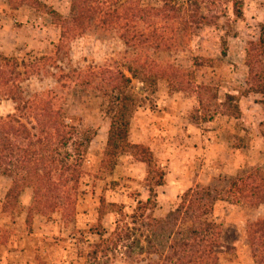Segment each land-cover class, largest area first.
<instances>
[{"label":"rangeland","instance_id":"rangeland-1","mask_svg":"<svg viewBox=\"0 0 264 264\" xmlns=\"http://www.w3.org/2000/svg\"><path fill=\"white\" fill-rule=\"evenodd\" d=\"M36 1L35 4L13 9L7 0H0V10L5 14L8 28L20 32L19 29L25 27L26 30L19 34L22 39L28 40L5 57L15 58L18 63L26 65L35 63L41 56L53 57L65 73L82 71L80 76L73 75L64 81L62 87V83L58 84L54 78L57 70L47 67L46 72L29 76L20 87L26 99L41 91L53 90L66 114L84 128L91 129L95 135L86 154L73 215L66 221L58 212L33 215L29 228L26 214L33 200L32 189L23 190L15 208L4 209L2 205L11 179L0 173V264H145L144 257L135 251L131 257L122 254V246L112 252V248L108 247L106 257L100 254L96 260L88 257L93 246L100 242L94 232L102 229L106 238L113 231L119 212L130 216L138 202L145 204L147 200L153 203L147 206L151 208L149 212L155 218H163L166 214L157 216L160 211L174 210L182 195L196 187H210L221 194L222 201L215 204L210 215V219L221 229L218 264H255L252 258L255 245L248 237V230L252 224L264 222V204L256 206L252 201L231 204L232 193L226 191L232 181L241 177L256 178L264 188V95L241 96L247 90L245 50L249 42H256L259 37L260 25L264 23V0H176L173 4L179 7H186L185 3L192 1L187 10H194L195 1L202 14L216 18L209 25L198 28L190 25L188 39L184 43L179 41L175 49L155 55L144 54L147 60L162 65L172 64L184 76L179 79L178 91L169 88L163 79L151 87L139 69L137 77L131 79L129 90L136 100L129 141L148 148L154 162L164 172L163 162L142 142L162 140L156 144V150L166 147L163 141L168 138L167 135L183 143L185 138L177 131L172 135V130L184 127L186 119L188 123L184 128L193 132L198 130L196 140L200 145L205 133H211L216 144L214 158L210 159L204 148L196 151L197 163L211 167L210 178L205 184L194 181L176 196L170 193L162 196L155 189V197L150 196L147 189V167L137 162L131 153L120 155L111 174L104 171L101 162L109 119L105 115L104 98L95 86L105 70H118L130 77L126 68L138 67L134 61L136 52L124 46L117 30H103L95 26L81 36H73L58 52L60 26L55 16L68 18L71 0ZM132 1L143 8H160L163 5V0ZM234 1L240 2V19L233 15ZM27 25H30L28 29ZM12 36L4 37L3 44L7 49L17 42ZM222 50H225V56L221 55ZM18 69L23 70L22 67ZM89 81L88 86L86 83ZM200 86H210L215 91L218 98L216 104L223 102L226 94L238 96L240 117L234 119L220 114L221 107L215 111L217 114L214 113L215 102L212 101L208 108L209 115L212 114L211 121L191 123L188 115L198 107V90L195 87ZM208 97L204 95L209 101ZM8 115H15V104L0 97V118ZM195 146L197 148V144ZM230 154L234 156L233 162L230 161ZM151 176L152 173L149 178ZM194 177H197L196 174ZM102 200L115 207H106L107 213L98 227L97 216ZM263 231L259 233L261 239L258 245L261 247H257L259 264H264Z\"/></svg>","mask_w":264,"mask_h":264},{"label":"trees","instance_id":"trees-1","mask_svg":"<svg viewBox=\"0 0 264 264\" xmlns=\"http://www.w3.org/2000/svg\"><path fill=\"white\" fill-rule=\"evenodd\" d=\"M7 1L13 9L37 3L36 0ZM175 1L163 0L160 8H143L132 0H71L70 16L66 19L55 16L60 26L58 52L65 48L69 39L85 34L92 26L117 30L124 46L136 52L134 61L138 67L126 68L130 77L118 70H105L95 86L104 98L105 115L109 119L101 162L104 171L111 174L120 155L131 153L137 162L147 167L145 180L149 195L153 197L156 195L155 189L164 183V170L154 162L148 148L129 141L130 121L136 108V100L129 92L131 79L137 77L140 69L151 87L163 79L169 88L179 89L183 72L172 64L162 65L147 60L144 54L169 52L177 47L179 41L184 43L188 39L190 25L198 28L209 25L216 18L202 14L195 1L194 10H187L192 1H187L186 7L173 4ZM239 4V1L232 3L236 19L242 17ZM221 55L225 56V50ZM56 62V58L41 56L35 63L26 65L18 63L15 58L0 55V97L15 104V115L0 118V173L11 179L2 207L15 208L23 190L31 188L33 200L26 214L29 228L33 215L58 212L64 221L73 215L86 154L95 135L91 129L84 128L66 114L53 90L41 91L28 99L23 97L20 84L31 75L46 72L47 67L57 70L54 78L58 84L62 83V87L63 82L71 76L83 74L80 70L65 73ZM245 66L247 90L241 96H263L264 23L260 25L257 41L247 45ZM9 67L12 68L7 69ZM19 67L23 70L20 71ZM86 85L89 86L90 81ZM195 89L198 90V107L188 115L191 123L211 121L212 114L209 115L208 108L212 101L215 102L214 113L217 114L215 111L221 107L220 114L234 119L240 117L238 96L226 94L223 102L216 104L217 94L210 86ZM204 95L209 96V101ZM262 139L264 143V132ZM253 179L241 177L230 183L226 193H232L231 204L239 201H252L256 206L264 204V188L256 178ZM219 201H222L220 191L196 187L185 192L178 206L163 218H155L149 212L151 208L147 206L153 205L151 200L145 204L138 202L132 215L118 213L119 219L106 238L102 229H96L94 234L100 242L93 246L88 257L93 260L99 254L106 257L108 247L112 248V252L122 246V254L131 257L135 251L144 257L145 264H218L221 229L210 219V215ZM107 206L115 207L103 200L100 202L98 227L107 213ZM251 227L248 237L256 250L252 252V258L255 264H259L257 247H261L258 241L261 239L260 231L264 230V222L254 223Z\"/></svg>","mask_w":264,"mask_h":264},{"label":"crops","instance_id":"crops-1","mask_svg":"<svg viewBox=\"0 0 264 264\" xmlns=\"http://www.w3.org/2000/svg\"><path fill=\"white\" fill-rule=\"evenodd\" d=\"M4 16L5 14L2 10H0V53L4 56H7L11 55L14 52L15 47H17L18 45H24L25 43H28V40L22 39L19 34L20 32L26 30L25 27H21V29H19L20 32L15 31L16 29L8 28ZM28 26L30 25H27V29ZM6 35H13L12 37L17 41L9 49H7L3 44V40ZM184 120L186 122L185 125H187V120ZM170 127L173 126L170 125ZM184 127L181 128L179 126L177 127V129L172 130V135H174L175 131H177L178 133H180L179 136L185 138V141L183 143L180 141L178 142L177 139L167 135L168 138L163 141V144L166 147L161 148V150H156V144L161 143L162 140L158 139L151 142H142V144H145L151 148V151L154 152L155 157L163 162L164 167L166 168L163 178L164 183L162 186L156 188V190H158V192H160V195L162 196L166 193H170L176 196L179 194V192L181 193L183 190H186L189 186H191L194 181L196 184H205L211 175V172H209L211 167L208 164L199 165V163H197V161H199V158L196 157V151L197 149L204 148L206 155H208L210 159L214 158V156L212 155L214 154L216 144L211 136L212 134L205 133L204 135H202L203 143L200 145L196 140V135H199L198 130L196 129L195 132H193V130H186ZM181 144L183 145L181 146ZM196 144L197 148H195ZM177 146H179L178 149ZM181 147L185 148H182L181 150ZM230 157V161L233 162L234 156L230 154ZM207 168L208 171L206 172ZM194 174H196V178L194 177ZM163 211H160V214L156 215L164 216L169 212V210Z\"/></svg>","mask_w":264,"mask_h":264}]
</instances>
